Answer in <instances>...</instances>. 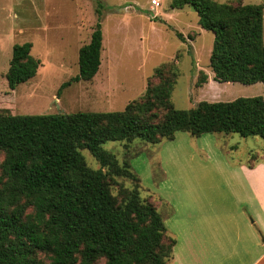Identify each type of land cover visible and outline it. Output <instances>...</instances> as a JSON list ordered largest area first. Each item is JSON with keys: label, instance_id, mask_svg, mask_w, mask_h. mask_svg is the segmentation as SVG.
Returning a JSON list of instances; mask_svg holds the SVG:
<instances>
[{"label": "trees", "instance_id": "trees-1", "mask_svg": "<svg viewBox=\"0 0 264 264\" xmlns=\"http://www.w3.org/2000/svg\"><path fill=\"white\" fill-rule=\"evenodd\" d=\"M185 6H192L200 26L215 35L214 81L261 83L263 94L179 110L171 101L177 67L165 63L155 69L159 82L121 112L0 114V264H171L176 242L155 203L142 198L129 162H119L103 144L136 139L157 144L179 131L264 140V3H171L173 9ZM103 9L100 3L91 40L79 51L75 81H89L99 71ZM31 49L29 42L13 46L6 75L10 90L36 75L39 60ZM84 150L100 168L87 164ZM114 178H128L133 185L120 184L114 195Z\"/></svg>", "mask_w": 264, "mask_h": 264}, {"label": "rangeland", "instance_id": "rangeland-1", "mask_svg": "<svg viewBox=\"0 0 264 264\" xmlns=\"http://www.w3.org/2000/svg\"><path fill=\"white\" fill-rule=\"evenodd\" d=\"M173 0H0V114L59 115L75 112H121L141 99L159 79L155 69L174 63L177 76L173 106L189 110L202 101L225 102L263 94V85L218 83L210 67L215 35L202 28L192 6L173 9ZM232 5L264 0H215ZM103 49L98 73L75 81L79 51L89 44L99 15ZM179 34L185 38L182 40ZM31 43L39 60L36 75L15 90L8 87L13 46ZM212 79V80H211ZM211 80V81H210ZM103 148L119 162H129L141 184V196L154 202L164 224L179 210L257 209L240 174L239 164L250 158L264 163V140L239 134L206 133L198 137L179 131L157 144L140 139L108 141ZM87 164L100 168L89 151ZM111 191L133 185L114 178Z\"/></svg>", "mask_w": 264, "mask_h": 264}, {"label": "crops", "instance_id": "crops-1", "mask_svg": "<svg viewBox=\"0 0 264 264\" xmlns=\"http://www.w3.org/2000/svg\"><path fill=\"white\" fill-rule=\"evenodd\" d=\"M239 166L258 209L253 218L251 210H183L180 219L173 210L171 264H264V163Z\"/></svg>", "mask_w": 264, "mask_h": 264}, {"label": "built area", "instance_id": "built-area-1", "mask_svg": "<svg viewBox=\"0 0 264 264\" xmlns=\"http://www.w3.org/2000/svg\"><path fill=\"white\" fill-rule=\"evenodd\" d=\"M154 1H155V6H159L158 0H154Z\"/></svg>", "mask_w": 264, "mask_h": 264}]
</instances>
